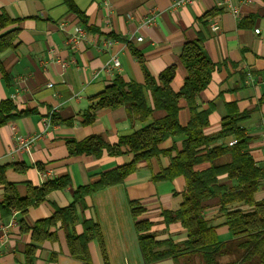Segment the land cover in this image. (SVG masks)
Returning a JSON list of instances; mask_svg holds the SVG:
<instances>
[{
    "label": "crops",
    "instance_id": "0c3cea01",
    "mask_svg": "<svg viewBox=\"0 0 264 264\" xmlns=\"http://www.w3.org/2000/svg\"><path fill=\"white\" fill-rule=\"evenodd\" d=\"M173 1L0 0V11L15 19L6 28H18L13 45L0 53V101L11 99L23 111L0 126L4 179L16 183L18 194L24 196L27 182L39 186L68 178L66 186L49 190L42 201L30 205L23 214L14 209L8 214L0 211V264H25V248L31 241L28 229L50 217L55 209L70 205L78 186L95 181L101 172L125 164L133 156L128 152L111 156L105 150L99 156L69 155L67 140L78 142L88 135H99L113 144L120 136L164 115L163 110H153L151 117L141 122L131 120L126 108L119 106L97 109L93 119L85 123L83 114L91 98L116 76L143 84L145 72L157 77L172 64L175 73L170 87L178 91L186 75L179 59L182 46L199 32L204 35V50L215 65L208 85L196 96L198 110H208L203 132L216 134L228 112H239L238 124L249 137L248 152L255 165L264 169V0H193L175 9L171 8ZM231 7L236 8L235 13ZM148 17L152 22L145 21ZM210 18L218 22L215 31L209 27ZM76 27L84 31L77 41L71 40ZM139 36L141 40L136 39ZM107 38L113 39L112 45H105ZM112 55L117 56L118 64L109 69ZM144 96L150 105L146 90ZM178 105V121L186 125L190 117L186 101L180 98ZM45 117L50 119L47 126L43 124ZM22 135L34 137L29 150L18 148L17 137ZM184 138H168L159 148L173 146L179 150ZM231 139L235 138L219 139L212 145L229 146ZM229 160V154L224 153L216 163ZM14 163L24 169L19 171ZM168 163L166 155L138 160L122 182L86 195V208L77 206L74 230L81 232L83 218L99 224L106 264H176L168 257L143 262L129 207V201H138L145 208L140 217L153 222L156 240L185 238L178 222L166 227L161 223V210L176 209L184 187L181 175L171 180L152 178ZM208 165L203 162L195 167L204 169ZM221 183L233 181L222 175ZM254 196L264 198V178ZM3 198L4 186L0 183V201ZM217 201L216 197L206 200L203 215L216 225L217 236L224 241L231 235L222 224ZM65 233L60 228L55 240L36 242L32 264H84L70 254ZM88 250L92 264H104L96 239L88 243Z\"/></svg>",
    "mask_w": 264,
    "mask_h": 264
},
{
    "label": "trees",
    "instance_id": "16d2710c",
    "mask_svg": "<svg viewBox=\"0 0 264 264\" xmlns=\"http://www.w3.org/2000/svg\"><path fill=\"white\" fill-rule=\"evenodd\" d=\"M15 19L0 11V53L13 45L18 28L10 27ZM6 28V29H5ZM204 35L200 32L194 40L184 42L179 55L186 75L183 85L178 91L170 87L175 73L172 64L162 70L157 77L145 72L144 83L125 82L120 77L91 98V103L83 114V122H90L97 109L124 106L128 117L144 122L153 110H163L164 115L153 118L149 123L133 133L120 136L116 143L108 144L99 135H88L81 141L67 140L69 155L93 154L99 156L103 150L116 156L125 152L132 153V159L122 165L101 172L99 177L86 185L78 186L73 192L72 203L64 208L55 209L47 218L41 219L28 229L31 241L25 248V264H32L36 250V242L55 240L57 229L65 230V239L72 256L92 264L88 243L98 241L104 264L107 255L103 246L99 224L91 218H83L81 232L74 230L77 221V206L86 208L84 197L105 186L122 182L135 169L138 160H149L151 157L166 155L169 163L159 172L152 175L154 180H171L176 176L184 178L181 201L176 209H163L160 212L161 223L168 226L178 222L185 230V238L174 241L168 236L156 240L149 228L153 222L141 218L145 208L138 201H129L142 259L150 263L162 258H171L176 264H264V198L255 199V192L264 178V169L257 166L247 144L249 137L244 135L238 124L239 112H228L221 120V127L214 135L204 134L208 124V110H198L196 96L209 83L214 63L206 54L203 46ZM144 90L151 99L148 105ZM183 98L188 106L190 117L186 125L178 121V100ZM23 111L16 108L11 99L0 101V126L20 116ZM52 115V121L55 120ZM176 135H184L181 148L171 146L159 148V144ZM233 137L236 143L221 147L212 145L219 139ZM209 147V148H208ZM174 154L172 152L174 151ZM227 153L230 160L216 163V159ZM203 162L209 165L204 169L195 166ZM19 171L24 169L14 163ZM4 165H0V183L4 186V198L0 201V211L8 214L11 209L24 213L32 204H36L45 194L56 188H63L68 183L67 177L47 181L39 186L27 182L26 193L20 196L16 183L4 179ZM233 183H221V176ZM218 198L217 206L222 224L228 228L230 239L219 240L216 225L203 215L207 207L206 200ZM245 206V208H242ZM23 228V224L20 226ZM54 227L55 229H51ZM223 256H231L221 261ZM198 258V261L195 260Z\"/></svg>",
    "mask_w": 264,
    "mask_h": 264
},
{
    "label": "built area",
    "instance_id": "2783aa9c",
    "mask_svg": "<svg viewBox=\"0 0 264 264\" xmlns=\"http://www.w3.org/2000/svg\"><path fill=\"white\" fill-rule=\"evenodd\" d=\"M193 0H174L171 4V8H177L181 5H184L186 3H191ZM232 11L235 13L236 12V8L235 7H231ZM147 23L152 22V17H148L145 20ZM209 27L211 30L215 31L218 28V22L214 19V18H210L209 19ZM255 32H259V29H254ZM84 35V31L81 27H76L75 28V33L73 35H71V40H75L77 41L79 38H81ZM137 40H141L142 37H137ZM105 45L106 46H110L113 43V39L112 38H107L105 40ZM118 64V58L116 55H112L110 58V61L108 63V68L112 69V67H116ZM48 86H51L52 83H47ZM49 121L50 119L48 117H45L43 119V124L44 126L49 125ZM17 141H18V148L22 149V150H29L30 147L32 146L33 142H34V137L33 136H18L17 137ZM236 143V139H231L227 142L228 145H233Z\"/></svg>",
    "mask_w": 264,
    "mask_h": 264
},
{
    "label": "rangeland",
    "instance_id": "374dc122",
    "mask_svg": "<svg viewBox=\"0 0 264 264\" xmlns=\"http://www.w3.org/2000/svg\"><path fill=\"white\" fill-rule=\"evenodd\" d=\"M150 232L154 234V238H155V228H154V224L152 223V225L149 228ZM231 256H223L220 258V260L223 261H227ZM196 261H198V258H195Z\"/></svg>",
    "mask_w": 264,
    "mask_h": 264
}]
</instances>
